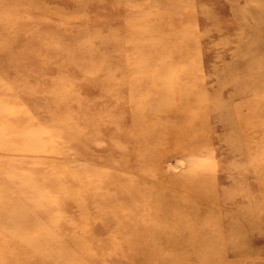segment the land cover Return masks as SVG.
<instances>
[{"label": "rangeland", "instance_id": "374dc122", "mask_svg": "<svg viewBox=\"0 0 264 264\" xmlns=\"http://www.w3.org/2000/svg\"><path fill=\"white\" fill-rule=\"evenodd\" d=\"M232 242L264 264V0H0V264Z\"/></svg>", "mask_w": 264, "mask_h": 264}, {"label": "bare ground", "instance_id": "6f19581e", "mask_svg": "<svg viewBox=\"0 0 264 264\" xmlns=\"http://www.w3.org/2000/svg\"><path fill=\"white\" fill-rule=\"evenodd\" d=\"M160 200H162V199H160ZM168 218H169V220H171L174 217L169 216ZM172 222H174V221L171 220L169 222V224H172ZM167 223H168V221H167ZM238 238H239V236H238ZM175 240H176V238H175ZM232 243L233 244L230 243V245H226V247L224 249L221 248V249H223V252L221 254H217V255L215 254V256H209L208 252L206 251V253H204V255L200 256V257L194 256L193 253H189V255L191 254L190 256L186 255V253L185 254L183 253L181 256H173L172 257V256L168 255V253H166L165 251L162 252L160 250V251H158V253L166 254L168 257L167 256L166 257H164V256L160 257V256H158L159 255L158 253H157L158 255H156L155 258H153L149 253L144 254V255L136 254L134 257L137 260V264H152V261H151L152 258H153L152 260L155 261V264H188L191 261H195L198 264H213L216 261L213 259L214 257H216V259L218 260V261H216V264H222L224 261L223 253H226L225 257H237L240 253L246 254L248 252L246 250V247L244 248L243 245H237L235 242H232ZM180 248H178V249H180ZM216 251H218V250H216ZM225 251H227V252H225Z\"/></svg>", "mask_w": 264, "mask_h": 264}]
</instances>
